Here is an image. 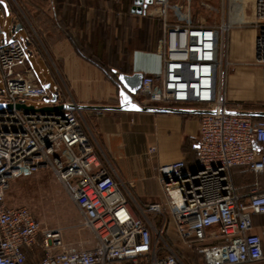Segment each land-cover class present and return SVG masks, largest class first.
<instances>
[{
    "label": "built area",
    "instance_id": "1",
    "mask_svg": "<svg viewBox=\"0 0 264 264\" xmlns=\"http://www.w3.org/2000/svg\"><path fill=\"white\" fill-rule=\"evenodd\" d=\"M209 1L152 0L146 9L162 21L155 51L163 69L159 75L143 74L138 93L143 106L196 104L204 110L194 166L185 160L159 166L162 200L145 206L98 154L80 106L64 99L59 85L33 82L25 69L31 37L7 44L0 37V103L13 105L0 111V264H186L180 248L201 254L199 264H264V240L253 231V216L264 215V120L232 112L226 99L221 78L228 66L223 42L229 26L185 17L192 3L207 12ZM170 2L178 6L175 19ZM2 14L4 30L9 23ZM255 18L256 63L264 76V0H255ZM15 27L12 23L10 31ZM54 95L52 106L62 105L60 112L15 107L27 98L42 104L41 98ZM149 153L156 155L157 149L150 147ZM239 169L254 174V183L237 186ZM42 170L53 173L79 210L82 225L95 237L92 248L65 244L60 230L43 229L27 207L8 205L11 183ZM38 246L42 258L30 260Z\"/></svg>",
    "mask_w": 264,
    "mask_h": 264
},
{
    "label": "crops",
    "instance_id": "2",
    "mask_svg": "<svg viewBox=\"0 0 264 264\" xmlns=\"http://www.w3.org/2000/svg\"><path fill=\"white\" fill-rule=\"evenodd\" d=\"M32 1L36 4L32 10L44 9L54 17V20L49 18L50 22L55 21L58 25L68 18L67 0ZM78 3L81 5L82 1L79 0ZM23 6L28 15L33 17L35 24H39L41 19L35 12H31L30 4L23 3ZM170 7V17L175 19L177 15L174 9L178 7L176 2H170ZM209 7L206 12L202 5L192 3L188 10H185V17L194 23L206 21L209 26L216 28L223 24L229 26L223 42V54L228 66L224 69L226 77L222 87L231 111L242 115L264 114L263 69L256 63L258 30L255 27V0H210ZM90 11L92 12L93 8H90ZM9 12L15 26L21 25L22 30L27 32L26 36L19 38L32 36L24 24L14 22L15 15ZM5 15L7 16V12ZM159 22L163 32L162 21ZM8 37L18 39L13 33ZM50 40L48 39L50 46L46 56L37 48L34 40L30 41L32 57L37 62L43 57L49 65V70L41 69L40 74L45 76L44 80H41L40 75L34 71L33 58H30L25 69L30 72L33 82L36 85H59L64 99H71L82 105L81 120L84 129L91 140L95 139V147L103 161L115 170L130 190L157 193L156 201L151 202L161 201L162 193L157 182L158 168L186 160L189 152L184 151V146L187 143H191L192 152L197 157L199 121L204 108L196 104L175 105L170 108L175 112L169 113L110 109L120 105L117 87L108 82L99 69L82 59L65 36ZM139 48L138 41L131 40L130 72L127 74L141 72L159 75L163 62L162 57L155 51L156 42L151 41L149 51ZM135 100L140 105L144 104L140 96H136ZM150 147L157 149L156 155L149 153ZM238 171L241 170H236ZM255 179L254 176L250 184H253ZM260 182L264 185V179L261 177ZM243 186L246 184L240 187ZM253 231L263 237L264 224L258 225Z\"/></svg>",
    "mask_w": 264,
    "mask_h": 264
},
{
    "label": "rangeland",
    "instance_id": "3",
    "mask_svg": "<svg viewBox=\"0 0 264 264\" xmlns=\"http://www.w3.org/2000/svg\"><path fill=\"white\" fill-rule=\"evenodd\" d=\"M0 1H4L9 4V7L7 5V8L11 9L9 11L14 13V22H22L26 26V28L32 35L30 36L31 40L34 39L37 48H39L42 54H44L45 56L46 52L48 53L49 51V49L47 51V48L50 46V38L56 39L64 37L65 30L61 29L55 21L50 22L49 18H52L54 20V17H52L47 10L39 9L38 11V9L36 10V8L32 10L33 5L35 4V2H33L32 0ZM23 3L30 4L31 12H35L36 15L40 17L41 20H39V24H35V21L33 20L31 14L30 16L28 15L29 13L23 6ZM92 3H95V1L92 0ZM116 6H118L121 10L122 6L121 4H119V2H116ZM133 13V16L126 17L125 15L119 16V14L115 12H109L108 24H110L113 32H115V36L117 34H120V37L125 36L126 42L129 41V39L136 42L138 40L140 32H144L147 27L152 34L153 43L157 42V40L162 35L159 19L157 17L151 16L149 13L143 14L141 17L138 16L139 14L137 12ZM0 14V21L3 27L4 16L2 14L1 6ZM6 19L9 24L4 27V30L8 33V36H11L12 33L13 35H17L18 38L27 35V32L25 30H21L16 34L15 28L13 32H11L10 26L13 23V17L12 15H9L6 16ZM124 19L126 21H124ZM122 23L124 24L123 30L119 29L120 27L118 28L119 24ZM120 30L123 32V36L121 35ZM47 38L50 41H48ZM126 42H124L123 45H125ZM26 46L30 51V49L32 48L31 42H27ZM30 53L31 55H33L32 51H30ZM32 58L34 71L40 75L41 80H44L45 76L42 73L40 74V72L42 68L49 70L48 63L43 57H41L40 62H37L34 57ZM225 77V73L223 72V86ZM0 80H2L1 70ZM3 89L4 84L0 81V91H2ZM45 99L46 98L44 97L41 98V101L43 103L38 104L40 103L39 99L27 98L26 104L34 105L40 108L46 105L44 102ZM79 106L82 107V105ZM88 122L90 123L89 120ZM92 133L95 135L94 132ZM92 140L94 141L95 145V139L92 138ZM239 174L240 172L238 171L235 175L239 176ZM249 180L250 178L238 179V182L236 183H238V185H242L244 183H247ZM130 191L141 206H145L146 203H151L152 200L156 201L155 198L158 195L157 193L153 194L151 192L145 193L141 190L135 192L133 189H131ZM7 203L10 207H27L39 220L43 229L60 230L62 232L64 242L67 245H75L83 248H92L95 245V237L90 232V230L82 225L83 219L80 215L79 210L71 201L67 192L64 190L62 185L50 170H42L34 176L22 177L13 181L7 193ZM259 222L261 224H264V217L260 218ZM170 237L172 238L176 246L179 245V243L177 244V238L174 235L173 231H170ZM37 249L41 253L40 246H38ZM177 251L181 254L186 264H199L201 262L202 258H197V255L187 248H180Z\"/></svg>",
    "mask_w": 264,
    "mask_h": 264
},
{
    "label": "trees",
    "instance_id": "4",
    "mask_svg": "<svg viewBox=\"0 0 264 264\" xmlns=\"http://www.w3.org/2000/svg\"><path fill=\"white\" fill-rule=\"evenodd\" d=\"M77 1L79 2V0L66 1L68 4V18L66 21L62 20V22H59L58 26L65 30L64 36L70 40L77 54L86 62L99 69L103 73L105 79L120 91L119 74H127L130 72L129 48L131 47V39L126 42L125 36H123V32L121 31L123 30V23L118 26V28L120 27L119 29H121L120 31L123 37H120V34L115 36V32H113L110 24H108V15L109 12H115L119 14V16H133L134 13L131 9L135 6L136 0H93L95 3H92V0H81V5ZM116 2L121 4V10L116 6ZM7 5L9 7L8 3ZM90 8H93L92 12ZM2 11L6 14L4 7H2ZM138 16L141 17L142 15ZM124 21L126 20L124 19ZM137 41L138 47H140L139 49L142 51L150 50L152 34L147 27L144 32H140ZM124 42H126L125 45H123ZM252 118L254 122L264 120V117L260 116H253ZM184 151L186 153L189 152L188 158L185 160L186 164L189 167H193L196 154L192 152L191 143H187L184 146ZM243 178H250V180L242 185L250 184L254 180V174L241 170L239 176L235 175L234 177L235 183L238 182V179ZM236 185L239 187L242 186L238 185V183H236ZM263 217L264 215L253 216L254 229L258 225H263L259 222V219ZM37 248L29 253L31 257L30 260L33 258H42V254ZM196 255L197 258H203L201 254Z\"/></svg>",
    "mask_w": 264,
    "mask_h": 264
},
{
    "label": "water",
    "instance_id": "5",
    "mask_svg": "<svg viewBox=\"0 0 264 264\" xmlns=\"http://www.w3.org/2000/svg\"><path fill=\"white\" fill-rule=\"evenodd\" d=\"M150 4H152V0H136L135 6L132 8V11L137 12L139 15L146 14V9ZM0 5L5 8L7 12V16H9L10 12L7 8V3L4 1H0ZM21 30H22L21 25H16L15 33L17 34ZM0 37H2L3 42L5 44L12 43L14 41V38H9L8 33L5 30H2L1 25H0ZM118 79L121 85V89L119 91L120 105L117 107H111L110 109H115L119 111H141V112L151 111L158 113L175 112V110L172 109L143 106L140 105L135 100V97L138 96L139 90L142 87V82L144 79L143 73L137 72L132 75L119 74ZM44 102L46 105L41 108H36L35 106H27L26 104H17L15 107L17 110H24L25 112H43V113L60 112L63 109L62 105L52 106V104H55L57 102L55 95L51 99L46 98ZM12 109H13L12 104L0 103V111L12 110ZM248 115L263 116L264 114L252 113Z\"/></svg>",
    "mask_w": 264,
    "mask_h": 264
}]
</instances>
